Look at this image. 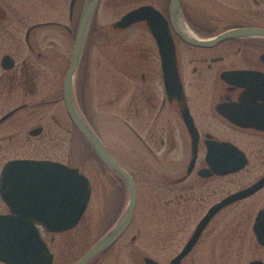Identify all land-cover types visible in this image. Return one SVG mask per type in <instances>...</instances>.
I'll use <instances>...</instances> for the list:
<instances>
[{"label": "flooded vegetation", "instance_id": "1", "mask_svg": "<svg viewBox=\"0 0 264 264\" xmlns=\"http://www.w3.org/2000/svg\"><path fill=\"white\" fill-rule=\"evenodd\" d=\"M32 1L40 7L35 20L17 16V11L30 3L0 0V175L5 164L12 160H49L73 167L70 163L73 138L76 131L80 135L67 112L63 84L86 0ZM178 1L179 10L172 17L171 0H146L130 9L149 4L166 20L174 43L182 98L167 93L156 37L141 21L119 29L111 24L117 35L132 26L141 27L148 34L121 35L116 40L117 82L113 99L99 96V99L104 98V104L107 101L108 105L114 104L115 119L120 123L121 131L137 140L146 154L157 162L158 167L152 171L156 179L149 183L150 201L152 212L162 220H155L149 227V237L154 247L164 251L179 246L169 264L188 243L198 222L214 203L264 175V0ZM91 27L85 38L86 50L82 49L72 74L70 99L96 130L86 57L89 44L97 37L95 31L91 33ZM104 34L106 39L109 38ZM5 56L11 60L9 67L2 65ZM42 107L48 108V113L38 114L37 122L28 127L32 110ZM186 119L192 122L198 137L195 161L189 171L191 133ZM37 128L39 130L35 132ZM184 139L189 142L188 150L177 158L172 154ZM210 141L236 146L246 160L245 165L224 174L214 171L225 168L226 164L207 162V143ZM58 142L67 146L66 158L42 153L43 145L47 144L52 150L50 145ZM88 148L115 174V192L118 193L122 177ZM216 158L217 155L214 159L218 161ZM201 170L209 173L201 174ZM251 171L256 172L252 179H235L236 175ZM11 182L15 186L11 187ZM35 182L31 179L9 180L4 189L5 198L0 190V217L56 215L58 189L53 186L58 181L46 180V187L39 189L32 186ZM261 192H264V186L219 209L180 264H200V250L214 248L219 235L229 230L223 225L225 218H249V200ZM11 202L19 211L12 210ZM260 209H264V204L257 209L255 217ZM85 212L86 209L75 226L61 231H52L35 223L40 238L53 255L50 264H73L90 247L92 243L88 242L79 248L77 229ZM132 222L133 217L124 233ZM7 229L10 228L0 227V232ZM238 230L230 229L232 234L239 233ZM254 236L258 243L257 254L245 264L252 260L264 263V257L259 253L264 243H259ZM75 248L80 249L76 256ZM0 264L22 263L0 259Z\"/></svg>", "mask_w": 264, "mask_h": 264}, {"label": "rangeland", "instance_id": "2", "mask_svg": "<svg viewBox=\"0 0 264 264\" xmlns=\"http://www.w3.org/2000/svg\"><path fill=\"white\" fill-rule=\"evenodd\" d=\"M146 0H100L91 18L90 25L97 27V37L88 46L87 65L89 75V89L93 95L91 109L93 115V125L95 132L100 136L106 146L116 156L119 164L134 175L137 190V202L133 214V222L126 233L106 252L98 255L90 264H144L143 257L149 256L162 264H169L170 258L178 251L175 249L161 250L152 245L149 237V227L160 216L152 212L149 183L156 179L153 169L157 168V162L151 159L137 140L121 131L120 123L116 121L114 115V104H104L103 99L114 95L116 85V60L117 48L116 40L121 35H147L148 32L141 28L132 26L122 34H116L111 24L115 22L126 10L142 3ZM31 5L22 7L17 11L18 17H25L31 20L37 19L40 13L32 0H20ZM36 4V3H35ZM39 18V17H38ZM109 38H105V34ZM99 36V37H98ZM87 40V39H86ZM85 40L82 49L86 50ZM85 46V47H84ZM106 89V90H105ZM106 91V92H105ZM100 94L104 98L99 99ZM113 99V97H112ZM100 101L102 105H100ZM33 109L32 119L27 122V126L37 122L38 114L48 113V108ZM94 129V128H93ZM188 140H180L175 155L177 158L188 150ZM49 149L43 145V154L55 156L58 159L66 158V145L55 143ZM73 158L70 163L84 173L90 179L91 196L81 221V226L77 229L79 248L83 244L93 243L98 237L110 229L124 214L128 202V188L124 180L120 191L115 192V180L117 177L106 168L89 151L88 146L76 131L73 138ZM89 153V154H88ZM169 155V156H172ZM255 171L238 174L235 179H252ZM120 185L119 181H117ZM221 188V187H219ZM117 195V197L115 196ZM119 195L121 197L119 198ZM250 217L247 219H235L227 217L223 225L229 230L219 235L218 242L214 248H203L200 250V264H245L257 251L258 243L251 230L257 209L264 204V192H261L249 200ZM155 216V217H154ZM114 217V218H113ZM113 218V220H112ZM114 223H113V222ZM177 225V224H176ZM222 225V226H223ZM238 228L237 234H232V230ZM243 230H247L245 233ZM237 231V230H236ZM245 234H244V233ZM236 233V232H235ZM135 237L133 240L132 237ZM75 248L74 256L79 252ZM264 257V247L261 248Z\"/></svg>", "mask_w": 264, "mask_h": 264}, {"label": "water", "instance_id": "3", "mask_svg": "<svg viewBox=\"0 0 264 264\" xmlns=\"http://www.w3.org/2000/svg\"><path fill=\"white\" fill-rule=\"evenodd\" d=\"M98 2L99 0H86L82 9L76 29L69 68L64 79L63 96L67 112L79 133L83 136L96 155L124 179L128 188V202L122 217L94 243H92L82 256L73 264L88 263L116 242L129 226L137 201V191L132 175L117 163L99 135L81 116L70 99V82L72 74L77 66L82 51V45L88 33L91 18ZM178 10L179 1L171 0V17ZM140 21L145 22L147 27L156 37L161 55L163 78L167 93L170 96L181 99L182 90L176 64L174 43L167 22L162 14L152 5H140L125 12L119 19L112 23V27L117 29L125 28ZM225 35L227 34H224L223 36ZM189 41L196 43V41L193 40ZM10 63L11 60L8 56L3 57L2 65L4 67H9ZM10 113L11 112L5 114L2 118ZM186 123L191 133L192 156L188 166L189 171L195 161L198 137L192 122L186 119ZM38 130L39 129L37 128L35 132ZM215 155H217L216 159L219 158L218 161L214 159ZM224 155L228 156L229 159L227 160ZM206 160L211 165L216 162L226 164L225 168H215L214 171L219 174L237 171L246 163V160L242 157L240 150L236 146L228 142L220 141H210L207 143ZM199 173L208 174L209 172L201 170ZM12 179L34 180L36 182L32 186L37 189L45 188L46 183L44 181L46 180L52 179L58 181L57 184H54L53 186L58 189V207L57 213L54 216H17L9 219L0 217V227L10 228L6 231L0 232V259L22 264H50L53 255L44 241L40 238L35 223L42 224L52 231H61L75 226L85 211L91 196L90 180L84 173L80 172L78 167H70L64 163L38 159L12 160L5 164L0 175V190L3 197L4 189L9 184V180ZM10 186H15L14 182H11ZM263 186L264 175L251 185L233 192L214 203L198 222L188 243L171 259L170 264H180L181 259L190 250L207 222L219 209L233 201L253 194ZM11 206L13 211H19L14 202H11ZM32 210L34 211V209ZM252 228L258 242L263 244L264 209L258 211ZM143 261L145 264H161L149 256H144ZM247 264L264 263L261 260H252Z\"/></svg>", "mask_w": 264, "mask_h": 264}, {"label": "trees", "instance_id": "4", "mask_svg": "<svg viewBox=\"0 0 264 264\" xmlns=\"http://www.w3.org/2000/svg\"><path fill=\"white\" fill-rule=\"evenodd\" d=\"M94 31H95V32H98V31H97V27H96L95 25H92V27H91V33L94 32Z\"/></svg>", "mask_w": 264, "mask_h": 264}]
</instances>
